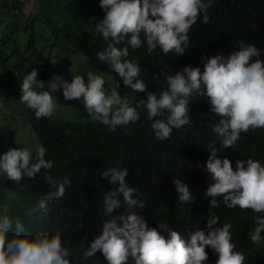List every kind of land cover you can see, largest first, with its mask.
I'll list each match as a JSON object with an SVG mask.
<instances>
[{
    "label": "trees",
    "instance_id": "16d2710c",
    "mask_svg": "<svg viewBox=\"0 0 264 264\" xmlns=\"http://www.w3.org/2000/svg\"><path fill=\"white\" fill-rule=\"evenodd\" d=\"M35 3L36 12L27 16L26 0H0V16L16 15L25 24L23 44L16 21L8 22L7 30L1 29L0 38L4 39L0 42V102L16 109L17 104L24 106L27 122L39 145L46 148L45 158L53 161V167L42 169L35 179L25 178L20 183L0 174V213H6L14 224L21 221L25 234L59 232L64 245L71 250L72 264H107L102 253L85 260L83 252L102 234L103 223L108 219L103 212V196L116 187L101 178L102 171L127 168L126 182L138 191V198L145 203L143 209L136 211L150 228L167 239L168 234L160 225L168 226L187 242L195 231L208 234L207 219L213 213L219 217L216 226L232 224V242L236 245L235 251L245 255V264H264V241L254 245L247 235L254 227V213L229 209L222 197L217 198L219 207L210 208L211 198L204 195L210 180L203 167L210 155L207 148L210 143L220 149L218 158L231 161L233 170L237 160L248 158L264 165V129L241 133L233 148L223 149L213 132L219 117L210 112L206 97H194L189 104L191 126L174 129L168 140L155 138L152 121L142 108L137 109L138 122L110 132L106 126L91 121L81 101H65L62 89L52 93L56 105L73 110L75 115L61 118L55 113L50 119H36L32 110L19 103L20 85L33 69L38 73L37 79L45 84L56 75L68 82L72 75H84L87 83L86 74L91 71L105 81L108 78L114 86L119 83L118 92L122 97L133 92L107 64L98 60L97 53L112 43L111 38L105 41L96 31V23L105 15L100 0H35ZM207 14L210 17L207 24L201 22V16L192 26L183 56L177 57L174 52L165 56L159 48L149 54L146 43L139 49L129 47L127 59L140 65L141 78L147 85L146 92L136 93L138 100H146L149 92L165 89L166 74L174 75L187 66L200 67L203 72L208 58L229 55L238 50L240 41L254 44L261 51L260 59L264 60V0H213ZM125 46L124 43L116 45ZM79 55L82 67L72 68V61ZM106 82L105 88L110 89ZM131 104L136 106L138 102ZM11 148L22 149L16 143V133L0 126V155ZM46 175L57 180L67 177L71 185L66 186L63 198L50 200L41 209V198L55 191L45 180ZM173 178L188 184L193 203L178 202ZM121 214H124L123 208L113 213L114 216ZM206 251L209 258L205 264H216L217 255L210 247ZM128 264H134L131 257Z\"/></svg>",
    "mask_w": 264,
    "mask_h": 264
},
{
    "label": "clouds",
    "instance_id": "9594fccd",
    "mask_svg": "<svg viewBox=\"0 0 264 264\" xmlns=\"http://www.w3.org/2000/svg\"><path fill=\"white\" fill-rule=\"evenodd\" d=\"M212 6L213 0H100L105 15L96 23V31L105 41L111 38L112 43L97 53L98 60L107 64L132 92H146L140 65L127 59L129 47L139 49L146 43L149 54L159 48L165 56L170 52L183 56L192 26L201 16V22L207 24L208 9ZM121 43L127 46L116 47ZM260 57L261 51L254 44L240 41L238 50L229 55L208 58L203 72L200 67L187 66L174 75L166 74L167 87L159 93H147V99L139 100L136 106L126 95L119 94V83L106 89L104 78L91 71L86 74L87 83L84 75H72L71 82L56 75L45 84L37 79L38 73L33 69L20 85L19 103L32 110L36 119H50L56 111L52 93L62 89L65 101H81L91 121L106 126L110 132L138 122L137 109L142 108L152 121L155 138L165 141L171 138L174 129L191 126V100L206 97L210 112L219 117L213 132L223 149L233 148L241 133L264 129V60ZM207 148L210 155L203 167L210 180L204 192L211 198L209 207H219L217 198L222 197L229 209L251 210L254 227L248 232V239L260 245L264 241V165L248 158L237 160L233 170L229 159L218 158L220 149L214 143ZM46 153L42 145L36 148L35 156L27 148H11L0 155V174L14 183L35 179L42 169L53 167V161L45 158ZM127 176V168L102 171L101 178L116 187L103 196V212L108 219L103 223L102 234L83 252L85 260L100 252L107 264H128L129 257L134 264H205L209 258L206 249L210 247L218 257L216 264H245V255L235 251L232 242V224L216 226L219 217L213 213L207 219L208 234L195 231L187 242L168 226L160 225L167 232V239L150 228L136 211L143 209L145 203L138 198V191L129 187ZM45 180L55 191L41 198V209L48 201L63 198L66 186L71 185L67 177L57 180L46 175ZM173 184L178 202L182 205L194 202L185 181L173 178ZM121 208L124 214L114 216ZM0 264H72L71 250L64 245L59 232L25 234L21 221L14 224L6 213H0Z\"/></svg>",
    "mask_w": 264,
    "mask_h": 264
},
{
    "label": "rangeland",
    "instance_id": "374dc122",
    "mask_svg": "<svg viewBox=\"0 0 264 264\" xmlns=\"http://www.w3.org/2000/svg\"><path fill=\"white\" fill-rule=\"evenodd\" d=\"M37 5L35 3V0H29V2L26 0V5L24 7L25 14L27 16H30L32 13L36 12ZM3 22H2V21ZM0 28L3 30H7V24L8 22H17L19 24V35L20 40L22 41L21 44H23V40L25 39V32H24V26L16 15L12 14H6L0 16ZM3 37L0 38V42L3 41ZM80 56V55H79ZM83 65L82 57H77L72 61L71 67L72 68H81ZM108 83H107V82ZM106 83L108 87H113L114 84L109 80L106 79ZM127 98L131 102H139L137 99L136 93H129L127 95ZM16 105V104H11ZM18 109L14 107H10V104H6L4 102H0V126L3 128H10L13 129L16 133V143L21 148H27L32 154L35 153V150L39 145L38 138L31 128L30 124L27 122V113L25 111L24 106H20L19 104L16 105ZM55 113L61 117V118H72L75 115V112L71 109L66 108H60L56 105V111Z\"/></svg>",
    "mask_w": 264,
    "mask_h": 264
},
{
    "label": "built area",
    "instance_id": "2783aa9c",
    "mask_svg": "<svg viewBox=\"0 0 264 264\" xmlns=\"http://www.w3.org/2000/svg\"><path fill=\"white\" fill-rule=\"evenodd\" d=\"M0 33H1V28H0Z\"/></svg>",
    "mask_w": 264,
    "mask_h": 264
}]
</instances>
